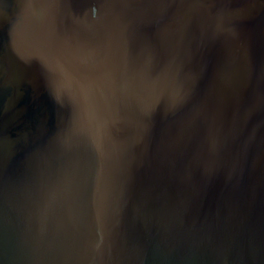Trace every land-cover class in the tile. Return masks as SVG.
<instances>
[{
	"label": "water",
	"instance_id": "water-1",
	"mask_svg": "<svg viewBox=\"0 0 264 264\" xmlns=\"http://www.w3.org/2000/svg\"><path fill=\"white\" fill-rule=\"evenodd\" d=\"M0 264H264V0H0Z\"/></svg>",
	"mask_w": 264,
	"mask_h": 264
}]
</instances>
